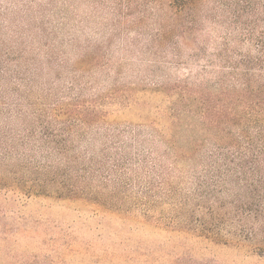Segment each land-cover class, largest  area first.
<instances>
[{
	"label": "rangeland",
	"instance_id": "rangeland-1",
	"mask_svg": "<svg viewBox=\"0 0 264 264\" xmlns=\"http://www.w3.org/2000/svg\"><path fill=\"white\" fill-rule=\"evenodd\" d=\"M146 1L152 0H0V61L8 31L45 22L54 29L51 54L65 59L60 86L72 77L66 69L80 64L85 101L132 95L128 103L119 97L101 105L104 124L79 143L77 154L90 148L88 156L99 159L106 138L120 133L115 141L126 146L120 147L152 150L162 168L96 175L83 197L70 199L59 195L56 183L44 193L22 191L36 177L25 161H12L16 166L0 172L9 185L0 186V264H264V217L255 229L237 217L234 200L245 191L230 184L201 196L198 183L208 175L179 157L185 133L168 120L171 102L160 93L182 82L213 81L224 45L232 61L251 60L252 72L261 62L264 70V0H205L195 12L217 16L202 22L195 36H182L179 23L172 32L168 15ZM34 92L41 110L57 103ZM166 147L180 154L165 156Z\"/></svg>",
	"mask_w": 264,
	"mask_h": 264
},
{
	"label": "trees",
	"instance_id": "trees-1",
	"mask_svg": "<svg viewBox=\"0 0 264 264\" xmlns=\"http://www.w3.org/2000/svg\"><path fill=\"white\" fill-rule=\"evenodd\" d=\"M204 1L152 0L146 5L154 4L168 15L174 23L172 32L179 23L182 36L188 31L195 36L202 22L217 16L211 11L202 18L195 12ZM45 24L7 32L8 45L0 61V172L10 170L21 159L36 177L34 184L22 191L34 193L43 188L44 193L47 184L56 183L61 197L77 199L84 196L87 182L96 175L125 177L130 171L144 170L147 164L149 172L162 170L152 150L126 151L123 143L115 141L120 133L114 139L106 138L99 159L95 154L88 156L90 148L77 154L79 143L104 121L106 111L101 105L119 97L121 103H128L132 95L111 93L85 101L81 91L87 85L80 84L84 75L80 64L66 69L65 74L72 77L60 86L65 59L62 53L51 54L48 36L54 29L49 31ZM228 51L224 45L217 54L222 68L213 81L182 82L160 92L171 102L168 120L183 129L186 144L182 154L166 147L164 155L180 154L183 161H191L195 170L208 175L198 183V189H203L201 196L214 187L222 191L227 184L245 191L234 200L235 215L252 222L255 229L256 221L264 217V70L261 62H255L258 72H252L251 60L232 61ZM53 70L57 71L55 76L45 79ZM37 89L45 98L56 97L57 103L44 110L37 108L33 99ZM76 89L79 93H73ZM198 131L206 135L194 136ZM2 176L0 186H9Z\"/></svg>",
	"mask_w": 264,
	"mask_h": 264
}]
</instances>
